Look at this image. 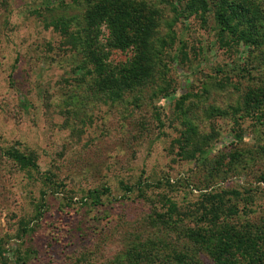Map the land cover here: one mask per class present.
<instances>
[{
    "label": "rangeland",
    "instance_id": "obj_1",
    "mask_svg": "<svg viewBox=\"0 0 264 264\" xmlns=\"http://www.w3.org/2000/svg\"><path fill=\"white\" fill-rule=\"evenodd\" d=\"M142 1L159 10L151 45L162 63L140 91L111 102L77 83L89 65L64 36L82 33L76 22L90 0H0V245L8 250L0 264H15L17 248L23 264H177L176 253L214 264L188 229L231 224L255 234L264 224V118L242 111L245 93L264 83V0H248L255 20H233L244 32L259 26L255 43L230 48L218 42L212 14L178 20L175 0ZM10 146L61 184L22 238L45 187L3 155ZM103 187L100 206L81 203ZM205 193L223 196L217 220L196 212Z\"/></svg>",
    "mask_w": 264,
    "mask_h": 264
},
{
    "label": "trees",
    "instance_id": "obj_2",
    "mask_svg": "<svg viewBox=\"0 0 264 264\" xmlns=\"http://www.w3.org/2000/svg\"><path fill=\"white\" fill-rule=\"evenodd\" d=\"M171 5L178 20H184L192 14L198 15L201 19L205 18L206 14H212L216 24L217 40L221 47L230 48L232 44L237 47L239 40L244 41L245 44L253 45L257 39L255 31L259 26H255L253 32H251L252 30L244 32L238 30L237 24H233V20H243L248 15L250 16L248 21L256 19L258 12L253 1L175 0V3H171ZM80 15L76 24L81 26L82 33L75 39L76 32L68 33V35L64 33V36L70 40L68 42L79 44L85 63L87 62L89 65L87 68H82L83 73L77 79V83H84L93 94H101L105 100L111 102L122 100L126 93L140 91L152 77L154 69L159 63H162L151 45L159 10L148 6L142 0H90ZM70 22H74V20L69 19L63 26H59L62 32L69 28L68 23ZM260 27L263 26L260 25ZM129 51L132 55L125 62L118 64L111 62L110 59L114 53ZM163 68H165L164 65ZM157 92L162 97L170 95L166 88H161ZM75 101L76 99L73 98L71 102L73 108H75ZM242 109L244 114L254 117L257 121L264 118L263 82L249 88V91L245 93ZM155 117L162 124L159 112L155 113ZM187 132L189 133V131ZM2 153L19 169L27 172L29 176H32V173H39L36 156L32 153L21 152L15 146L5 148ZM39 174L45 187L40 192L39 200L42 203L36 205V212L30 221L21 222L18 234V237L21 238L33 231L30 226L41 217L46 207L44 199L47 193L56 195L61 187L60 182L54 179L55 177L50 171ZM142 185L143 183L140 186ZM121 187L127 192L131 191V187L126 184L121 183ZM108 193L109 190L105 187L90 190L81 198V203L95 208L101 205V197ZM140 193V196H144V193ZM233 194L238 195L235 191ZM163 201L168 205L169 213L180 214L175 202L167 197H163ZM223 201V196L218 193H205L198 204L200 207L196 209L197 213L205 214V216H200V219H205L207 215L215 213L217 216L214 215L213 218L219 219L218 216L224 211ZM165 217L158 215V218L162 220ZM177 221L181 222L182 220ZM213 222L215 221H208L209 224ZM253 228L257 232L247 234L236 230L231 224L224 225L221 230L215 228L213 224L209 229H188L187 237L194 245L209 250L214 264H264V224ZM7 251L3 245H0L1 259H6ZM19 253L18 248L13 253L15 264L24 263L21 261ZM173 258L177 264H194L181 253L174 254Z\"/></svg>",
    "mask_w": 264,
    "mask_h": 264
}]
</instances>
